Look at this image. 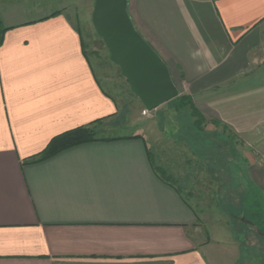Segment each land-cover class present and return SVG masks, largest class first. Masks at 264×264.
I'll return each instance as SVG.
<instances>
[{"label":"crops","instance_id":"crops-1","mask_svg":"<svg viewBox=\"0 0 264 264\" xmlns=\"http://www.w3.org/2000/svg\"><path fill=\"white\" fill-rule=\"evenodd\" d=\"M70 1L4 27L0 264H264L244 253L230 213L209 228V211L158 177L140 134L28 163L54 137L117 116L65 12ZM127 11L207 131L231 146L262 202L250 215L264 220V0H128Z\"/></svg>","mask_w":264,"mask_h":264},{"label":"rangeland","instance_id":"rangeland-1","mask_svg":"<svg viewBox=\"0 0 264 264\" xmlns=\"http://www.w3.org/2000/svg\"><path fill=\"white\" fill-rule=\"evenodd\" d=\"M51 1L0 0V28L13 22L14 18L22 20V17L45 14L51 10ZM94 7L92 0H72L65 12L79 22L86 57L100 85L116 102L114 126L105 122L100 124V136L140 134L138 136L146 140L156 167L178 185L184 198L198 211H209V228H215V221L219 225L218 217L224 216L222 212L230 213L231 229L243 243L244 253L250 251L264 257V220L250 215L262 202L258 204L255 188L241 178L242 165L235 163L238 160L233 159L231 146L225 145L224 138L217 132L207 131L206 118L202 128H197L191 111L188 108L179 110L176 101L151 112L144 109L120 68L111 61L108 48L92 25ZM263 53L264 48L260 51L262 57ZM260 68L264 69V62ZM179 96L191 98L183 92ZM192 102L198 109L193 99ZM243 220L250 226L242 224Z\"/></svg>","mask_w":264,"mask_h":264},{"label":"water","instance_id":"water-1","mask_svg":"<svg viewBox=\"0 0 264 264\" xmlns=\"http://www.w3.org/2000/svg\"><path fill=\"white\" fill-rule=\"evenodd\" d=\"M127 6L128 0H95L91 21L132 93L151 112L177 98L179 92L168 66L136 31Z\"/></svg>","mask_w":264,"mask_h":264},{"label":"trees","instance_id":"trees-1","mask_svg":"<svg viewBox=\"0 0 264 264\" xmlns=\"http://www.w3.org/2000/svg\"><path fill=\"white\" fill-rule=\"evenodd\" d=\"M55 15H58V13H53L52 15H50V17H53ZM7 30L8 29L0 28V45L3 43V40H4L3 35L5 34ZM173 101H176V105L179 110L188 108L191 111L192 116L196 118L195 126L199 129L202 128L201 126L204 124L205 119L200 113V111L195 107L191 98L186 97V96H182V97L179 96ZM101 122H102L101 120L96 121L92 123L90 126L76 128V129H73L71 131L65 132L61 135L54 137L50 141L48 146L45 148V150L41 152L38 156L30 159L28 163L33 164V163H39V162L46 161L68 149L74 148L76 146L84 145V144H90L94 142H111V141H118L122 139H131L130 137H127V138L108 137L106 138V137L100 136L98 126L101 124ZM133 138H141V137L135 136ZM148 157L152 165V168L154 169L158 177L164 183L171 185V186H176L177 184L172 182L170 177L166 176L165 172L162 169L156 167L154 157L152 156L150 152H148ZM177 190H180V188Z\"/></svg>","mask_w":264,"mask_h":264}]
</instances>
